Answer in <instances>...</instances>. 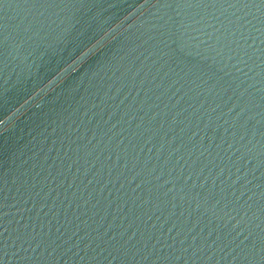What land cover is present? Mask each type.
<instances>
[{
    "label": "water",
    "instance_id": "water-1",
    "mask_svg": "<svg viewBox=\"0 0 264 264\" xmlns=\"http://www.w3.org/2000/svg\"><path fill=\"white\" fill-rule=\"evenodd\" d=\"M0 264H264V0H0Z\"/></svg>",
    "mask_w": 264,
    "mask_h": 264
}]
</instances>
